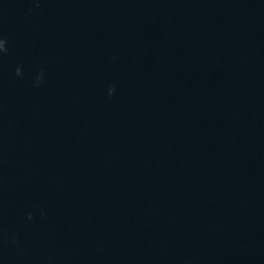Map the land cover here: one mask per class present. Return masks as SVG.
<instances>
[{"label":"clouds","instance_id":"9594fccd","mask_svg":"<svg viewBox=\"0 0 264 264\" xmlns=\"http://www.w3.org/2000/svg\"><path fill=\"white\" fill-rule=\"evenodd\" d=\"M8 49H7V40L0 37V54H4V53H7ZM16 72H17V75L20 74V69L17 68L16 69ZM114 91V89H110L109 92L110 94ZM29 219H31V215H29L28 217Z\"/></svg>","mask_w":264,"mask_h":264}]
</instances>
